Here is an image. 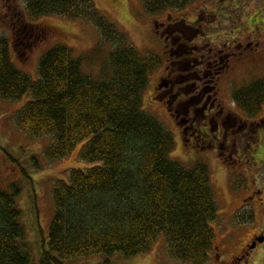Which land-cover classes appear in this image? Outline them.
I'll return each instance as SVG.
<instances>
[{
    "label": "trees",
    "instance_id": "trees-1",
    "mask_svg": "<svg viewBox=\"0 0 264 264\" xmlns=\"http://www.w3.org/2000/svg\"><path fill=\"white\" fill-rule=\"evenodd\" d=\"M143 1L149 14L159 15L180 12L195 0ZM26 10L32 20L46 16L87 20L100 31L99 45L113 48L109 73L100 79L85 72L82 57H74L68 47L55 46L41 58L39 78L33 80L15 64L9 40L0 38V99L21 101L29 96L13 115L16 126L33 138L50 137L51 144L44 149L48 162L71 156L83 144L80 159L99 164L85 170L72 168L66 180L55 183V211L39 263L22 243L26 233L17 199L20 188L14 187L12 193L0 190V264H66L88 257L108 264L114 257L148 253L162 235L178 262L206 264L216 240L213 224L219 217L210 170L203 162L185 168L173 161V134L144 109L150 75L161 59L135 49L93 0H28ZM180 46L173 73L184 79L189 72L184 59H194L195 52L181 51ZM196 73L187 78L194 81ZM175 97L182 98L180 106L197 101L192 96L185 102L181 92ZM164 102L177 118L180 106L175 111L168 99ZM234 103L255 119L264 105V79L237 90ZM193 107V126L198 123L199 132L194 138L206 146L207 111L203 110V120L197 119L199 107Z\"/></svg>",
    "mask_w": 264,
    "mask_h": 264
},
{
    "label": "rangeland",
    "instance_id": "rangeland-1",
    "mask_svg": "<svg viewBox=\"0 0 264 264\" xmlns=\"http://www.w3.org/2000/svg\"><path fill=\"white\" fill-rule=\"evenodd\" d=\"M27 1L0 3V38L9 40L12 58L20 70L38 80L43 55L55 46H65L72 50L74 57H82L86 73L98 79L109 73L108 56L113 47L99 45L101 34L94 24L84 19L70 20L59 16L32 20L27 14ZM93 2L108 21L127 35L135 49L161 59L160 66L150 75L144 109L173 134L175 148L170 158L185 168L203 162L210 170L219 217L213 224L216 240L206 264H264V124L260 121L264 119V105L257 117L250 120L234 103L237 90L264 79V0H195L180 12L167 11L159 15L149 14L143 0ZM165 22L170 24L166 30L163 31L164 26L157 28ZM42 29L47 31L43 33ZM180 45L181 51H195L194 59L189 56L184 59L189 72L183 75L188 76L194 71H201L202 75L205 71L207 84L199 86L213 88L216 99L215 105L211 106L213 109L207 111L205 101L180 106L182 98L175 97L181 92L187 102L196 94L192 76L183 79L173 73ZM220 50L223 55L235 54L228 66L224 69L220 66L218 71L214 68V74H210L206 63ZM163 80L173 82L174 90L170 86L159 89ZM183 82L184 86L176 85ZM166 99L173 105V110L180 106L179 113L181 118H186L185 124L180 126L181 118L170 112L164 102ZM28 100L29 96L21 101L0 99V190L12 193L14 187L20 188L17 199L26 233L22 243L34 263H39L46 242L44 236L48 234L55 211L52 198L55 183L66 180L72 168L85 170L99 164L91 165L80 159L83 144L63 160L46 161L44 149L51 144L50 137L33 138L20 130L13 120V115ZM195 105L199 107L197 119L203 120V110L208 113L203 120L209 125L210 139L206 138L205 141L209 139L206 146L194 138L199 135L198 123L193 126ZM188 111L192 114L190 117ZM226 115L228 120L224 129L219 130L215 125H221ZM213 118L214 122L211 121ZM253 122L262 124L260 127L255 124L251 131L249 123ZM182 127L188 132L186 137ZM256 140H259L258 144L254 143ZM209 144L213 148L208 149ZM258 235L263 241L259 240L252 248ZM101 260L88 257L66 264H104ZM108 264L191 263L175 260L162 235L148 253L130 259L114 257Z\"/></svg>",
    "mask_w": 264,
    "mask_h": 264
},
{
    "label": "flooded vegetation",
    "instance_id": "flooded-vegetation-1",
    "mask_svg": "<svg viewBox=\"0 0 264 264\" xmlns=\"http://www.w3.org/2000/svg\"><path fill=\"white\" fill-rule=\"evenodd\" d=\"M6 0H0V3L3 4ZM4 7L6 5H3ZM170 24L168 22H165V23H161L160 26H164L162 27L163 28V31L166 30V28L169 26ZM158 30V29H157ZM47 30L46 29H42V32L45 33ZM161 31V30H160ZM167 32V31H166ZM41 34V33H40ZM161 36H163L164 38L167 39L166 36H164V33H161ZM195 52V51H194ZM198 53V51L196 52ZM235 53L234 52H228L226 54L223 55L222 51L220 50L219 52L217 53H214L212 58L209 59V61L206 63V67H207V71L210 73V74H214V68H216V71H218V68L221 66L223 69L228 66V62L230 61V58L234 55ZM221 68V69H222ZM220 69V68H219ZM205 72V71H204ZM204 72L203 74L201 75V71H197V75L195 77V80L193 81V89L195 88V93L193 95L192 98H197V101H196V104H200V103H203V101H205V106L204 108L207 109H213L211 106L212 105H215V98H213V88L212 87H202L199 86L200 84L202 83H206V79H207V76L204 75ZM200 75V76H199ZM207 84V83H206ZM211 103L209 108H208V103ZM207 104V105H206ZM211 107V108H210ZM208 115V113H207ZM188 116H191V112L188 111ZM227 117L228 115H226L224 117V119L222 120V123L221 125H218L216 124L215 126L221 130V127H223L224 129V126H225V123L227 122ZM214 118L211 119L212 122H214ZM210 123V125H212L213 123ZM263 124H264V121H261ZM182 123L185 124L186 123V118H182ZM262 123H259V124H262ZM248 124V123H245V125ZM252 124V125H251ZM251 125V126H250ZM249 127L251 129V131L253 130V127H254V124L253 123H249ZM256 241H254L253 243H258L259 240H261L262 238L258 235L255 237ZM252 249V248H251Z\"/></svg>",
    "mask_w": 264,
    "mask_h": 264
},
{
    "label": "water",
    "instance_id": "water-1",
    "mask_svg": "<svg viewBox=\"0 0 264 264\" xmlns=\"http://www.w3.org/2000/svg\"><path fill=\"white\" fill-rule=\"evenodd\" d=\"M157 28H158V26H157ZM168 86H169V81L164 80V81L160 84L159 88H160V89H162V88H164V87L167 88Z\"/></svg>",
    "mask_w": 264,
    "mask_h": 264
}]
</instances>
